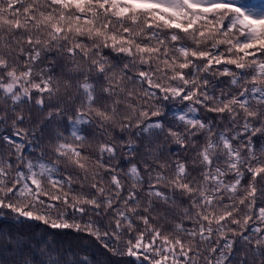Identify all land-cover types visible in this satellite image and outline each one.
<instances>
[{
  "label": "snow or ice",
  "instance_id": "snow-or-ice-1",
  "mask_svg": "<svg viewBox=\"0 0 264 264\" xmlns=\"http://www.w3.org/2000/svg\"><path fill=\"white\" fill-rule=\"evenodd\" d=\"M0 264H264V0H0Z\"/></svg>",
  "mask_w": 264,
  "mask_h": 264
},
{
  "label": "trees",
  "instance_id": "trees-1",
  "mask_svg": "<svg viewBox=\"0 0 264 264\" xmlns=\"http://www.w3.org/2000/svg\"><path fill=\"white\" fill-rule=\"evenodd\" d=\"M42 229H40V228H35V231H37V232H39V231H41ZM69 239H70V237H68Z\"/></svg>",
  "mask_w": 264,
  "mask_h": 264
}]
</instances>
